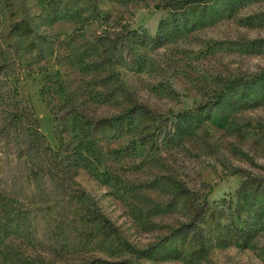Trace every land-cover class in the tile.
Wrapping results in <instances>:
<instances>
[{
	"label": "rangeland",
	"instance_id": "1",
	"mask_svg": "<svg viewBox=\"0 0 264 264\" xmlns=\"http://www.w3.org/2000/svg\"><path fill=\"white\" fill-rule=\"evenodd\" d=\"M0 264H264V0H0Z\"/></svg>",
	"mask_w": 264,
	"mask_h": 264
}]
</instances>
